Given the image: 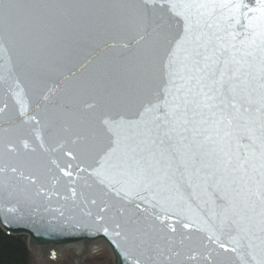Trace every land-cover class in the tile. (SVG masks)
I'll return each mask as SVG.
<instances>
[{
  "label": "water",
  "instance_id": "1",
  "mask_svg": "<svg viewBox=\"0 0 264 264\" xmlns=\"http://www.w3.org/2000/svg\"><path fill=\"white\" fill-rule=\"evenodd\" d=\"M15 2L22 5L15 24L6 29L0 18V108L8 105L0 112L2 229L26 235L34 249L102 239L114 264H241L246 249L233 240L246 245L260 235L259 206L247 213L246 234L183 180L178 190L141 191L143 199L131 185L117 196L94 172L99 141L72 143L94 115L88 104L119 106L136 88L146 45L134 43L145 22L133 5L141 0ZM245 2L254 7L257 0Z\"/></svg>",
  "mask_w": 264,
  "mask_h": 264
},
{
  "label": "snow or ice",
  "instance_id": "2",
  "mask_svg": "<svg viewBox=\"0 0 264 264\" xmlns=\"http://www.w3.org/2000/svg\"><path fill=\"white\" fill-rule=\"evenodd\" d=\"M21 8L0 0L6 29ZM133 8L145 22L134 43L146 45L136 88L119 106L88 104L94 115L72 143L99 141L94 172L117 196L131 185L143 199L141 191L178 190L183 180L208 197L222 221L246 234L252 230L247 213L259 206L260 235L233 243L246 249L241 264H264V0L254 7L245 0H141Z\"/></svg>",
  "mask_w": 264,
  "mask_h": 264
},
{
  "label": "trees",
  "instance_id": "3",
  "mask_svg": "<svg viewBox=\"0 0 264 264\" xmlns=\"http://www.w3.org/2000/svg\"><path fill=\"white\" fill-rule=\"evenodd\" d=\"M0 264H32L26 236L10 235L0 226Z\"/></svg>",
  "mask_w": 264,
  "mask_h": 264
},
{
  "label": "bare ground",
  "instance_id": "4",
  "mask_svg": "<svg viewBox=\"0 0 264 264\" xmlns=\"http://www.w3.org/2000/svg\"><path fill=\"white\" fill-rule=\"evenodd\" d=\"M19 236H26V235H19ZM27 243H29L28 237H27ZM103 246L109 250L107 244L102 239L95 241H82L77 243H69V244L61 245L56 248L36 247L35 249L39 252L40 256H44L43 254H45L46 256H50L52 258L53 256H57V257L62 256L61 253L63 254L67 253L72 256V258L75 260L77 264H83L84 258L88 254H91L92 252L95 251H99L100 248Z\"/></svg>",
  "mask_w": 264,
  "mask_h": 264
},
{
  "label": "rangeland",
  "instance_id": "5",
  "mask_svg": "<svg viewBox=\"0 0 264 264\" xmlns=\"http://www.w3.org/2000/svg\"><path fill=\"white\" fill-rule=\"evenodd\" d=\"M27 237V236H26ZM32 264H77L70 254H62V256H40L39 252L31 248L28 243ZM83 264H114L111 252L106 247H101L99 251L92 252L84 258Z\"/></svg>",
  "mask_w": 264,
  "mask_h": 264
}]
</instances>
